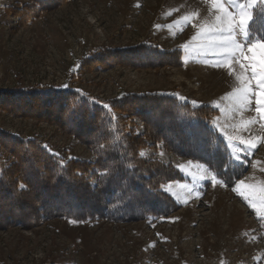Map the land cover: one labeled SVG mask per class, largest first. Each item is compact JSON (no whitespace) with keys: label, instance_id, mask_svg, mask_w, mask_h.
I'll use <instances>...</instances> for the list:
<instances>
[{"label":"rangeland","instance_id":"rangeland-1","mask_svg":"<svg viewBox=\"0 0 264 264\" xmlns=\"http://www.w3.org/2000/svg\"><path fill=\"white\" fill-rule=\"evenodd\" d=\"M224 3L236 16L235 41L244 54L231 66L208 46V29L221 15L211 0H68L21 26L0 8V89L57 88L104 102L124 94H163L202 105L215 111L209 127L224 140L230 160L245 167L227 186L203 163L146 140L140 155L182 176L161 184L179 209L134 221L58 216L32 227L0 228V264H264V114L256 111L255 95L264 77V48L248 50L264 45L248 31L253 8L264 0ZM237 5L247 14L245 32ZM141 45L175 50L181 62L81 70L99 48L123 52ZM246 56L256 57L255 76L250 66L241 68L251 64ZM245 81L250 104L240 105L236 96ZM130 128L143 133L140 121ZM0 129L35 137L64 160L92 158L85 145L44 121L0 112Z\"/></svg>","mask_w":264,"mask_h":264},{"label":"trees","instance_id":"trees-1","mask_svg":"<svg viewBox=\"0 0 264 264\" xmlns=\"http://www.w3.org/2000/svg\"><path fill=\"white\" fill-rule=\"evenodd\" d=\"M68 0H0V8L26 25ZM249 35L264 39V3L252 10ZM81 70L127 63L160 66L180 61L177 51L141 45L120 52L97 49ZM133 63V64H131ZM0 112L44 121L71 135L92 153L90 161L64 160L35 137L0 129V228L32 227L53 217H102L134 221L179 209L161 184L182 179L169 164L142 157L146 140L203 163L231 186L245 171L229 158L224 140L209 127L215 111L163 94H124L107 102L72 90L0 89ZM142 124L143 133L131 127Z\"/></svg>","mask_w":264,"mask_h":264},{"label":"snow or ice","instance_id":"snow-or-ice-1","mask_svg":"<svg viewBox=\"0 0 264 264\" xmlns=\"http://www.w3.org/2000/svg\"><path fill=\"white\" fill-rule=\"evenodd\" d=\"M213 7L221 13V15H217L215 20L216 23L208 29L211 34V40L209 41V47L212 49H216L218 51L214 52V55H220L221 57H228V65L231 66L232 59H235L237 55L243 56V51L240 45L235 41V27L236 24V16L228 10L225 6L224 0H211ZM229 4H234L235 0H228ZM250 6V5H248ZM240 8L239 14V24L241 27V31L245 32V22L247 19V14L243 11L244 6L237 5ZM257 48H264V45L256 43L253 44L248 50L250 52H254ZM245 59L251 61L250 65H241V68H246L250 66L253 71V75H256L257 62L255 56H246ZM260 67L264 70V56L260 58ZM241 79H244L241 77ZM250 81H245L244 86L238 89V95L236 96L237 103L240 105L250 104V95L248 84ZM260 91L255 93L258 97L256 99V111L258 113L264 114V77L260 78L259 82ZM181 99H184L181 97ZM249 145H253V141H247ZM215 182V181H214ZM243 195V193H241ZM247 199V197H246ZM255 207V205H252Z\"/></svg>","mask_w":264,"mask_h":264}]
</instances>
